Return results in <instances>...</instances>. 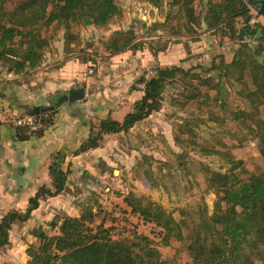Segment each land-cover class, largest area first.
<instances>
[{
	"label": "trees",
	"instance_id": "trees-1",
	"mask_svg": "<svg viewBox=\"0 0 264 264\" xmlns=\"http://www.w3.org/2000/svg\"><path fill=\"white\" fill-rule=\"evenodd\" d=\"M6 1L0 0V74L20 75L39 68L46 51L52 50L60 40V31L63 33L62 53L66 58L82 52L81 28L107 30L124 19L118 0H15L11 8L6 7ZM138 1L160 10L165 5L171 9L165 22L160 24L167 32L162 30L165 33L156 36L153 33L158 30L156 23L151 25L147 37L136 36L132 27L127 31H112L100 44L104 59L142 50L156 56L165 51L170 37L183 36L194 42L203 33H218L220 38L234 41L236 49L229 62L220 56L217 60V54L211 57L209 64L199 63L189 69L151 65L150 70L139 74L130 88L141 92V98L133 103L131 111L121 122L108 117L91 123L87 140L74 154L98 148L106 135L129 133L137 123L161 110L164 94L170 88L171 106L177 111L173 115L172 140L180 150L175 155L179 166L173 168L169 161H164L157 163L161 166L156 170L153 158L141 155L133 170L142 171L150 188H156V182L162 184L160 179L167 182L172 179L174 188L169 189L163 183L166 191H178L177 187L187 183L183 189H197L201 197L195 207L178 210V221L158 203L132 192L115 193L124 204L115 207L121 214L135 218L137 226L151 224L157 228L162 236L160 245L169 246L172 240L184 243L190 264H264V171L243 179L242 162L235 160L230 152L233 145L228 146L220 138L214 145L204 147L199 145L202 138L198 133L208 120L217 123L219 133L228 135L231 142H236L237 135L244 133L257 142L258 154L264 161V122L258 116L259 107L264 105V26L251 22L253 17L249 10L258 0ZM161 37L166 43L158 41ZM183 45L187 43L184 41ZM222 84H228L231 89L237 86V94L247 99L253 110H225L220 105ZM82 96L58 103L61 96L46 112L31 115L37 121L35 131L17 127L14 121L8 126L20 140L42 137L53 125L60 106L80 100ZM189 106L193 112L187 114L185 110ZM243 140L238 139V143ZM188 144L198 156L219 157L227 168L213 170L200 159L189 158ZM63 158L60 153L51 155L47 166L49 185L38 188L24 212L11 211L1 218L0 247L8 245L11 226L26 222L41 201L73 195L66 186L67 172L61 168ZM209 193L215 196L212 212L204 198ZM90 195L88 201L81 202L78 216L58 211L46 227L32 230L30 235L35 237L36 243L28 246L27 264H181L174 256H163L149 236L134 229L130 235L115 238L112 225L107 226L102 217L105 210L99 194ZM184 230L186 235H183Z\"/></svg>",
	"mask_w": 264,
	"mask_h": 264
},
{
	"label": "crops",
	"instance_id": "crops-1",
	"mask_svg": "<svg viewBox=\"0 0 264 264\" xmlns=\"http://www.w3.org/2000/svg\"><path fill=\"white\" fill-rule=\"evenodd\" d=\"M91 29L95 28L87 27L80 31L82 45L85 47L89 45L86 44L84 34ZM62 34L60 31V40L54 44L52 50L46 51L39 68L20 75L1 73L0 220L11 211L24 212L38 188L49 185L47 166L51 155L55 153H60L64 157L61 168L67 172L66 186L73 193V195H58L41 201L26 222L11 226L8 233L9 243L0 249H9L11 254L17 251L15 255L20 261H25L22 248L25 247L29 237L32 238L30 234L33 229L39 226L46 227L58 211H63L69 216H78L79 211L76 212V209L80 207L79 203L86 200L88 191L97 187L94 185V179L96 181L100 178L106 179L107 173L113 166L125 165L128 168L129 159L133 158L135 161L137 157L135 150L139 148L133 143L134 134L140 133L144 139V141L141 140L143 143L149 142L150 138L155 140L156 134H159L162 129L159 124H166V119H170L162 114L167 107L165 94L172 90H166L161 110L137 123L129 133L106 135L98 148L75 155L77 149L87 140L91 123L108 117L121 122L131 111L133 103L141 98L140 91H131L130 88L139 74L150 70L151 65L168 67L181 64L182 68L189 69L199 63L209 64L212 59L210 58L207 62L199 53H196L194 57L195 53H191L190 58L187 59L184 53L185 56L181 55L177 58L181 60L178 62L180 64H173L171 61L168 62V58L174 60L177 57L178 48L175 46L170 47L169 52L166 53L169 56L163 53L153 56L147 50L135 53L125 52L121 55L106 57L109 62H114L118 68L121 67L115 72L120 75L118 81L110 87H97L93 85L92 76L87 75L89 65L78 58L81 52L66 58L63 55ZM191 52L195 51L191 50ZM232 56L233 54L231 58ZM97 75H94L96 81L94 84L100 82ZM78 89L83 93L82 98L61 105L53 125L44 132L42 137L29 136L20 140L14 130L8 126L9 122L26 116L28 108L50 107L59 97ZM168 106L172 110L169 116H173L177 111L171 106V99ZM166 125L169 126V123ZM170 125L173 137L172 123ZM160 134L164 135L162 132ZM123 144L128 147L124 149ZM2 255L0 251V256ZM7 261H9L7 264H10L12 259ZM5 262L6 259L0 257V264Z\"/></svg>",
	"mask_w": 264,
	"mask_h": 264
},
{
	"label": "rangeland",
	"instance_id": "rangeland-1",
	"mask_svg": "<svg viewBox=\"0 0 264 264\" xmlns=\"http://www.w3.org/2000/svg\"><path fill=\"white\" fill-rule=\"evenodd\" d=\"M120 7L124 11V19L120 22V24L117 25H111L110 29L107 30H95L91 29L90 31H87L84 34V39L87 45L89 46H83L81 45L82 52L81 54L76 53L73 55H78L79 59L86 60L85 63H87L89 66L87 68V75L92 76L93 85L97 87H110L114 82H117L119 79V74L116 70L121 68L117 66L114 62H109L106 58H103L102 49L100 47L101 42H104L110 35V33L114 30H123L127 31L130 29V27L133 28V30L136 32V36H142L147 35L150 29L151 25L153 23L159 24L157 26V31L153 32L156 36L161 35L160 33L167 32V29L163 27V25H160L165 22L166 14L171 10L167 5L163 7L162 10L157 9L155 7H152L151 5L147 4L145 1H138V0H118ZM15 0H7L6 1V7L11 8L10 4L14 3ZM254 6V5H253ZM249 10L252 14V20L251 22H259L264 26V19L261 17L256 16V10L255 7H249ZM146 25V26H144ZM82 30V28H81ZM164 30L165 32H162ZM199 40L197 41H190L186 37L183 36H177V37H170L169 44L167 42V48L164 52H159L157 55H161V53L166 54L169 52L170 47H177V57L172 60V58H168V62H173V64H180V59H177L179 57L185 56L184 53H186L187 59L190 58L191 53H195L194 55H197L196 53H199L203 60H206L207 62L210 60L211 57L218 54L216 57L217 60H219L220 57H224V60L229 61L231 59V55L236 49V43L230 39L227 38H220L218 33H203L202 35H199ZM156 40V39H155ZM160 43H166L165 38L161 37L158 39ZM187 43V45H183V42ZM198 45V46H197ZM197 46V48H195ZM160 47V45L158 46ZM168 49V50H167ZM195 51V52H191ZM71 55V56H73ZM169 56V54H166ZM222 55V56H221ZM166 56V57H168ZM185 57V58H186ZM88 59V61H87ZM171 64V63H170ZM181 65V64H180ZM179 65V66H180ZM182 66V65H181ZM120 70V69H119ZM100 71V73H97ZM98 74V75H97ZM1 75V74H0ZM94 75H97L99 79V83H96L94 80ZM116 80V81H114ZM137 87H141V85H138ZM170 89V88H169ZM172 91L169 93L168 91L165 94V103L166 106L164 108L165 117L170 118L166 119L167 123H169V126L165 123L159 124V127H161V131H159V134H156L155 140L153 141L152 138H150L148 141L143 143L144 141L142 135L140 133L134 134L133 137V143L135 146H138V150H135V154L137 155L135 161H133V158L129 159V167L126 168L124 166H113L112 169L109 170V172L106 175V179H98L96 181L94 179V185L97 187H94V190L91 191H85L87 192L86 200L88 201L89 197L91 196V193H95L96 195L99 194V200L102 202L100 203L104 210L102 213V217L104 216V220L106 221V225L113 227V234L115 238L119 237H125L127 235H130L134 231L140 234H144L149 236L157 246V249L163 256H174L176 257L177 261L181 264H190V259L187 255V251L185 249L184 243L177 242V241H170L169 246H162L160 245V241L162 239V236L159 235L158 229L155 228L151 224H138L136 225V219L132 216L129 217L128 215L121 214V211L119 208L115 207V205L119 204L124 206L122 203V198L117 197L115 193L119 194H127L132 192L134 195L141 197L144 196L151 200L152 202L158 203L161 205L168 213H172L175 220H179L178 210L179 209H185L187 210L189 207H195L199 201V198L201 197V194L197 189L194 190H184L183 187H187V183H182L181 188H176L178 191H166L165 187L163 186V183H166L170 188H174L172 179L168 180V182L165 179H160L162 184L157 183L156 188H150L145 178L141 175L142 171L137 173L133 170V167L136 165L138 160H140L141 155H148L153 158V169L157 167H160V162L169 161L171 163V166L178 167L177 160H175V155L180 153L179 148L174 144L171 133V123L174 121L173 116H169V114L172 113V110L169 108V99L171 97ZM238 87L233 85V88L228 84H222L221 85V94H220V105L223 106L225 110L231 111L235 109H247L248 111H252L250 105L247 102V99H242L241 96L238 94ZM168 109V110H167ZM186 113L193 112V108L189 106L188 109L185 110ZM206 119V114L204 115ZM259 118H261L264 122V105L259 107ZM208 117V116H207ZM21 118V117H19ZM226 125L230 126L229 123ZM227 127V126H226ZM234 130V129H233ZM162 132L164 135L160 134ZM219 126L216 123H212L211 121H207L206 124H203L198 129V133L200 137L202 138L201 143L204 145V147H210L215 144V141L217 139L221 138V141L223 143H226L228 146H232L231 148V154L235 160H239L242 162L241 169L244 171L245 174L242 175V178L245 179L247 176L262 173L264 171V161L261 159V157L258 154V147L257 142L252 139L250 136H245L243 133H239L237 135V138L244 139V142L238 143V139H236V142H231L228 135H222L219 133ZM154 137V136H153ZM166 140L163 141L162 138ZM143 139V140H142ZM142 140V141H141ZM151 140V141H150ZM128 146L126 144H123V148L126 149ZM196 147V146H195ZM197 148V147H196ZM187 150L189 151V158L200 159L204 163H207L213 170H221L224 171L227 168V165L219 158V157H203L198 156V152L194 150V147L191 146V144L187 145ZM196 155V156H195ZM159 161V162H158ZM159 163V164H157ZM165 168H163L162 172L164 173ZM167 170V169H166ZM115 171V172H113ZM165 174V173H164ZM157 177L159 178L160 175L158 174ZM157 180V179H156ZM96 181V182H95ZM205 202L208 205L209 212H212L213 210V204L215 201V196L211 193L204 195ZM85 200V201H86ZM98 201V200H97ZM99 202V201H98ZM81 205V203H79ZM101 206V207H102ZM81 207L76 209V212L79 211L78 214H80ZM40 227V226H39ZM186 235V230L183 231V235ZM36 239L32 236L29 237L28 241L25 242V247L23 254L25 257V261L18 260V256L15 255L17 251L12 252L9 249H0L2 251L3 255L0 257H4L6 259V262L3 264H7L9 261L8 259H12L10 261V264H27L29 258L26 254V251L28 249L29 245L35 244ZM18 250V249H15ZM22 255V257L24 256ZM22 259V260H23Z\"/></svg>",
	"mask_w": 264,
	"mask_h": 264
},
{
	"label": "water",
	"instance_id": "water-1",
	"mask_svg": "<svg viewBox=\"0 0 264 264\" xmlns=\"http://www.w3.org/2000/svg\"><path fill=\"white\" fill-rule=\"evenodd\" d=\"M255 10H256V16L261 17L264 19V0H258L254 4ZM82 96V91H71L68 95H63L61 98L58 99V103L61 101L67 100V99H78ZM46 108H28L27 109V115H35L38 113H44L46 112Z\"/></svg>",
	"mask_w": 264,
	"mask_h": 264
},
{
	"label": "built area",
	"instance_id": "built-area-1",
	"mask_svg": "<svg viewBox=\"0 0 264 264\" xmlns=\"http://www.w3.org/2000/svg\"><path fill=\"white\" fill-rule=\"evenodd\" d=\"M0 91H1V82H0ZM14 125L17 127L27 128L30 131H35L38 127L36 119L28 115L15 119Z\"/></svg>",
	"mask_w": 264,
	"mask_h": 264
}]
</instances>
